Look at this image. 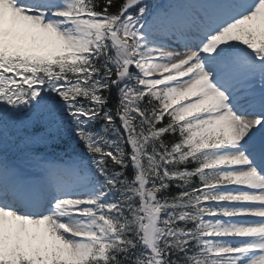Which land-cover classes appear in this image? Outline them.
<instances>
[{
    "label": "rangeland",
    "instance_id": "1",
    "mask_svg": "<svg viewBox=\"0 0 264 264\" xmlns=\"http://www.w3.org/2000/svg\"><path fill=\"white\" fill-rule=\"evenodd\" d=\"M196 1L200 2L201 9L195 8V3L191 1L183 7L180 13L183 17L180 18L177 13L176 19L169 23L161 22L157 17L154 18V24H148V16L144 21H141L139 15L128 17L125 22L130 24L124 34L135 39V49L139 43L142 48L145 47L150 57L160 60L148 65L143 63L144 60L139 61L138 70L150 78H155L151 82H158L162 86L173 89H170L172 95L167 96L168 101L173 100L176 106L187 105L184 112L196 122L192 139H196L201 146L206 145L211 139L214 142L217 141V145L209 151L210 157H214L216 153L232 152L221 155V161L229 163L222 169L227 172L231 180L228 186L233 188L216 189V192L230 193L231 201L235 204L224 202L213 205L218 206L217 211L223 212L226 207H231L233 210L235 206H241L236 205L235 199L256 204L264 202V192L255 196H242L240 191L241 188L264 189V178L259 175L258 168L251 165L261 159V153L257 151V148L263 147L264 106L257 107L255 105L257 102H248L244 105H248L247 109L244 108L246 111L242 112L243 106L229 107L224 101L225 97L238 101L246 100L251 97L249 93L255 90L260 91V95L256 97L257 101L261 102L264 97V67L258 68L244 64L240 56L245 49L249 48L260 53L263 51L264 0ZM4 2L5 5L0 8V52L9 55L49 61L59 57H74L77 54L79 56L92 46L100 47L108 34V31L103 32L91 27L85 20L75 19L78 13L75 12L74 0H25L24 4L17 8L14 4ZM162 2L163 0H152L151 5L158 6ZM19 10L28 17V20L24 22L27 29L22 30L13 25L14 12ZM40 10L50 11V13L54 10L53 22H42L35 17ZM140 12L145 13V8ZM67 18H71L72 27L57 31L56 25L61 28ZM186 18L189 20L187 21ZM214 20L222 22L220 25L225 24V26L212 35L211 30L216 28L215 26L211 28L210 22ZM179 21L182 24L177 25ZM191 28H196L202 33H193ZM246 28L254 32L252 45L246 48L241 46L232 51L234 60L225 62V65L230 67L229 81L224 82L218 89L212 88L210 77L224 67L223 58L229 54H226V51L221 52L219 59L215 39L223 37L228 31ZM117 31H115L116 34ZM223 31H225L224 34L220 36ZM256 35L259 36L258 39ZM148 36L151 38L146 40L145 37ZM203 36L209 40L204 43H193L189 40ZM159 39L168 43L171 47L167 48L171 50L157 44L156 41ZM142 41L147 42L143 44ZM139 50L137 53L140 55ZM198 52L201 56L197 55ZM126 62L125 58L119 57L116 67H123ZM234 76L235 78L232 79ZM259 76L263 79H259ZM28 78V75H24V80L27 81ZM254 80H260V85L254 88L248 87ZM6 81L9 84L17 82L12 76H8ZM196 98H202V101L211 105L210 109L205 113L200 111L198 113L203 104L195 103L198 101ZM248 111H254V114H248ZM212 112H216L217 115H212ZM205 117L206 119L203 120ZM235 127L237 131L234 130ZM240 141H244L246 145H239ZM240 167L242 169L239 170ZM137 178V181L141 182V178ZM93 188L94 195L86 198L76 199L73 196L58 200V212L62 215L59 223L49 220L24 221L17 218L14 213L12 218L6 217V213H3L1 211L3 208L0 207V259L7 252H13L30 260L32 264H45L55 259L72 264L95 255L96 243L115 240L105 223L99 222L93 216L96 212L95 206L105 198L100 186H93ZM233 216L211 214L210 217L203 219L205 239L202 251L206 254H214L218 258H226L228 264H246L244 259L251 256L255 249L252 242L261 241L259 248H264V226L250 225L254 220L264 218V208L247 207ZM157 217L155 215L156 219ZM58 225H63L66 233H61ZM156 229L151 234L153 241H155ZM26 230L28 236L25 234ZM74 236L85 238L74 240ZM245 240L249 242L243 245L242 242ZM101 252L102 250H99V254ZM144 259H149V256L145 255ZM249 264H264V257L255 258Z\"/></svg>",
    "mask_w": 264,
    "mask_h": 264
},
{
    "label": "trees",
    "instance_id": "2",
    "mask_svg": "<svg viewBox=\"0 0 264 264\" xmlns=\"http://www.w3.org/2000/svg\"><path fill=\"white\" fill-rule=\"evenodd\" d=\"M125 2L126 0L84 1L86 8L95 14H118ZM247 35L251 36L252 33L248 31ZM226 40L232 46L249 43L246 33L242 31L231 33ZM112 52L110 46H107L105 55L108 59ZM103 56L104 52H98L84 59V62L64 58L52 62L33 61L27 65H31L29 74L34 82L58 88L64 83L73 82L85 69L96 68L97 73L102 75ZM82 83L85 84L80 81L69 89L71 95H81V101L75 109L94 115L95 121L89 124L82 121L83 116H77L72 117L68 125L72 124L76 130L82 127L81 134L84 136L89 131L88 137H92L97 132L98 122H103L110 136L111 146L103 136L94 138L97 145L88 143L96 156H103V174L108 176L110 172L116 173L115 184L127 187H133L136 175L142 174L149 185H152V193L157 196L158 201L154 202L158 206L159 230L155 252L148 263L215 264V259L200 254L204 239L201 216L207 212L205 203L211 194L204 189L214 183L215 174L203 159V154L187 146L184 127L175 125L177 116L166 112L168 103L149 90L137 96V106L131 107L135 112L131 109L129 113L121 102L122 98L112 79L108 82L100 76L96 86H84L80 93ZM29 90H23L22 101L29 100L33 95ZM52 98L55 99V103L51 104L52 110L70 99L68 92L52 94ZM19 121L31 130L41 126L37 121H30L29 116ZM81 137L73 142H82ZM105 151L108 153L104 157ZM152 159L157 160L159 165L155 166ZM154 202L147 201L145 204L139 199L121 201V211L109 216L111 221H118L121 225V241L105 246L104 259H89L73 264H145L143 256L147 254L140 224L145 222L146 215L153 207L149 204ZM2 264H15V260L10 258Z\"/></svg>",
    "mask_w": 264,
    "mask_h": 264
},
{
    "label": "bare ground",
    "instance_id": "3",
    "mask_svg": "<svg viewBox=\"0 0 264 264\" xmlns=\"http://www.w3.org/2000/svg\"><path fill=\"white\" fill-rule=\"evenodd\" d=\"M5 2L3 1V0H0V8L3 6V5H5L4 4ZM16 12H18V13H16ZM13 25H14V27H16V28H19V29H27V26H26V24H24V22H26L27 20H28V17H25L24 15H23V12L22 11H15L14 12V17H13ZM12 20L10 21V24H11V22H12ZM235 131H237V128L235 127V129H234ZM37 200H39V198H36ZM29 202H32V199L31 200H29ZM12 222V221H11Z\"/></svg>",
    "mask_w": 264,
    "mask_h": 264
},
{
    "label": "water",
    "instance_id": "4",
    "mask_svg": "<svg viewBox=\"0 0 264 264\" xmlns=\"http://www.w3.org/2000/svg\"><path fill=\"white\" fill-rule=\"evenodd\" d=\"M143 0H131L129 3H128V6H134V5H136V4H138L139 2H142ZM113 40V42L117 45V46H119V47H121V45L118 43V41H114V39H112ZM148 245L151 247V244H149L148 243Z\"/></svg>",
    "mask_w": 264,
    "mask_h": 264
}]
</instances>
